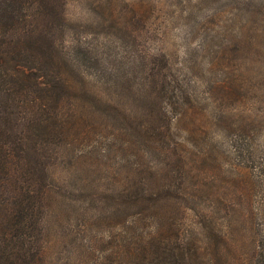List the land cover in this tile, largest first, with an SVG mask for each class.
<instances>
[{
  "label": "rangeland",
  "instance_id": "rangeland-1",
  "mask_svg": "<svg viewBox=\"0 0 264 264\" xmlns=\"http://www.w3.org/2000/svg\"><path fill=\"white\" fill-rule=\"evenodd\" d=\"M63 4L64 20H53L49 35L62 70L79 67L77 75L65 73L70 80L90 83L107 67L131 73L134 88L171 81L170 92L151 106L167 108L175 120L171 134L182 144L189 175L184 186L168 181L176 170L159 165L158 153L149 156L144 144L125 143L132 137L116 132L117 120L106 128V108L95 105L94 127L86 129L100 136H85L51 168L47 264H128L148 238L170 246L178 231L190 245L211 225L236 242L264 232V0ZM120 103L126 123L145 111L141 94ZM147 166L160 170L151 182L160 187L155 206L148 204L154 209L118 211V197ZM241 199L248 202L236 205L238 212L220 211L219 201Z\"/></svg>",
  "mask_w": 264,
  "mask_h": 264
},
{
  "label": "trees",
  "instance_id": "trees-1",
  "mask_svg": "<svg viewBox=\"0 0 264 264\" xmlns=\"http://www.w3.org/2000/svg\"><path fill=\"white\" fill-rule=\"evenodd\" d=\"M63 5V0H0V264H47L51 168L60 153L73 152L85 136H100L95 128L86 129L94 127L90 117L97 104L106 108V128L117 120L116 132L123 130L132 137L125 143L144 144L149 156V152L158 153L159 165L176 170L168 181L178 180L177 185L184 186L189 175L182 144L171 134L175 120L167 116V108L151 106L154 97H166L171 81L153 79L149 90L147 82L134 88L131 73L107 67L93 74L90 83L77 77L70 80L65 73L77 75L79 67L62 70L49 35L56 27L53 20H64ZM155 71L161 73V69ZM77 91L82 96L77 97ZM136 94L143 96L145 111L140 118L127 117L126 123L121 99ZM119 153L123 154L121 147ZM159 171L151 166L138 171V179L118 197L117 210L154 209L148 204L155 206L160 187L151 182ZM247 202L219 201L220 211L238 212L236 205ZM210 230L209 234L199 232L190 245L183 243L178 231L174 234L178 242L170 246L148 238L138 250L140 258L127 262L264 264L263 230L247 243L236 242L231 232L216 226Z\"/></svg>",
  "mask_w": 264,
  "mask_h": 264
}]
</instances>
